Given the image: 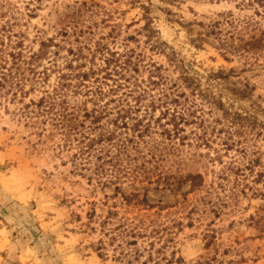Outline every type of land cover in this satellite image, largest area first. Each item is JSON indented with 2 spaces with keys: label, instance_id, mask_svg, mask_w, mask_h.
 I'll return each mask as SVG.
<instances>
[{
  "label": "rangeland",
  "instance_id": "374dc122",
  "mask_svg": "<svg viewBox=\"0 0 264 264\" xmlns=\"http://www.w3.org/2000/svg\"><path fill=\"white\" fill-rule=\"evenodd\" d=\"M165 263L264 264V0H0V264Z\"/></svg>",
  "mask_w": 264,
  "mask_h": 264
},
{
  "label": "trees",
  "instance_id": "16d2710c",
  "mask_svg": "<svg viewBox=\"0 0 264 264\" xmlns=\"http://www.w3.org/2000/svg\"><path fill=\"white\" fill-rule=\"evenodd\" d=\"M166 262H168V261H166ZM165 264H167V263H165Z\"/></svg>",
  "mask_w": 264,
  "mask_h": 264
}]
</instances>
